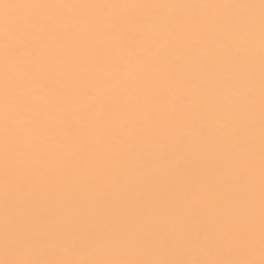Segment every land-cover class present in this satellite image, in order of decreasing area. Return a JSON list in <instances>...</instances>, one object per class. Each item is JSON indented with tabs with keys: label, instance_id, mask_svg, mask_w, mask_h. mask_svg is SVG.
<instances>
[{
	"label": "snow or ice",
	"instance_id": "6c2138e0",
	"mask_svg": "<svg viewBox=\"0 0 264 264\" xmlns=\"http://www.w3.org/2000/svg\"><path fill=\"white\" fill-rule=\"evenodd\" d=\"M0 264H264V0H0Z\"/></svg>",
	"mask_w": 264,
	"mask_h": 264
},
{
	"label": "bare ground",
	"instance_id": "6f19581e",
	"mask_svg": "<svg viewBox=\"0 0 264 264\" xmlns=\"http://www.w3.org/2000/svg\"><path fill=\"white\" fill-rule=\"evenodd\" d=\"M257 2H258V0H257Z\"/></svg>",
	"mask_w": 264,
	"mask_h": 264
}]
</instances>
